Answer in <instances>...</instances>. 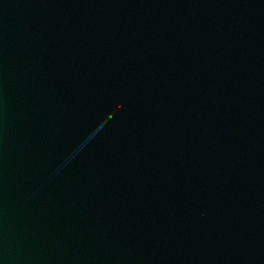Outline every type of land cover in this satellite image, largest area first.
I'll return each mask as SVG.
<instances>
[{"label":"water","instance_id":"obj_1","mask_svg":"<svg viewBox=\"0 0 264 264\" xmlns=\"http://www.w3.org/2000/svg\"><path fill=\"white\" fill-rule=\"evenodd\" d=\"M0 264H264V0H0Z\"/></svg>","mask_w":264,"mask_h":264}]
</instances>
